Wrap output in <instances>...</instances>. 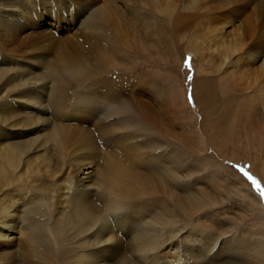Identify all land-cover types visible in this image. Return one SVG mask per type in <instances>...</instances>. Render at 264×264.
I'll return each instance as SVG.
<instances>
[{
	"label": "rangeland",
	"instance_id": "1",
	"mask_svg": "<svg viewBox=\"0 0 264 264\" xmlns=\"http://www.w3.org/2000/svg\"><path fill=\"white\" fill-rule=\"evenodd\" d=\"M246 1L0 0V264H264Z\"/></svg>",
	"mask_w": 264,
	"mask_h": 264
},
{
	"label": "bare ground",
	"instance_id": "2",
	"mask_svg": "<svg viewBox=\"0 0 264 264\" xmlns=\"http://www.w3.org/2000/svg\"><path fill=\"white\" fill-rule=\"evenodd\" d=\"M248 1H250V0H248ZM248 1H246V2H248ZM252 1V0H251ZM255 1V0H254ZM186 2V1H185ZM217 2V1H216ZM223 2V1H222ZM228 2V1H227ZM226 2V3H227ZM233 2V1H232ZM231 2V3H232ZM236 2V1H235ZM234 2V3H235ZM245 2V1H244ZM262 2H263V0H262ZM238 3V5H239V3L240 2H237ZM223 4H225V3H223ZM222 4V5H223ZM244 4V3H243ZM232 5V4H231ZM237 5V4H236ZM241 5V4H240ZM262 5H264V4H262ZM194 6H196V5H194ZM225 6H227V4L225 5ZM245 6L246 5H244V8H245ZM223 8V7H222ZM231 8V7H230ZM243 8V9H244ZM229 9V8H228ZM241 9V8H240ZM240 9H238V11L240 10ZM188 10V9H187ZM224 10V9H223ZM231 10V9H230ZM261 10V9H260ZM197 11V10H196ZM264 11V10H263ZM190 12V11H189ZM260 12V11H259ZM237 13V12H236ZM261 15H262V13H261ZM258 16V15H257ZM260 17V16H259ZM258 17V18H259ZM264 17V16H263ZM264 19V18H263ZM262 20V19H261ZM216 22V21H215ZM239 29L240 28H238V31H239ZM239 43V42H238ZM241 43V42H240ZM223 51V52H222ZM221 52H222V54H227V52H226V49L225 48H223V50H222ZM194 53V52H193ZM245 55H246V53H245ZM256 58V57H255ZM260 59V58H259ZM256 60V59H255ZM260 61V60H259ZM257 70H258V72H256V77L255 78H252L251 79V82L249 83V84H257V89H258V93H257V95H256V99H255V106H257L258 107V113H259V115H261L263 118H264V67L262 68V65L260 66V67H258L257 68ZM206 92V91H205ZM89 140V139H88ZM90 141V140H89ZM94 141V140H93ZM116 163V162H115ZM117 164V163H116ZM116 166V165H115ZM118 167V166H117ZM90 169H91V166L90 165H86L85 167L83 166V169H79V171L80 172H82L83 173V175H84V177H82L81 179H80V189H79V193L80 194H82L83 192H87V188H85V186H86V184H88L89 182H90V180H91V178H92V172H90ZM111 172V171H110ZM115 172H116V170H115ZM116 173H118V172H116ZM110 174H113V173H110ZM108 177H109V181L110 182H113V183H115V182H120L119 181V179H116V178H113V177H111V176H109L108 175ZM126 177V176H125ZM119 178V177H118ZM123 179H124V176H123ZM122 179V180H123ZM125 180V179H124ZM68 186V185H67ZM77 189V190H78ZM130 189H131V187H129V186H127V187H125V188H123L122 189V191H121V198L119 199V200H116V201H113V205H116V204H119L117 201H124V199H126L127 198V196L128 195H130V193L129 192H131L130 191ZM136 190V189H135ZM137 192V191H136ZM138 193V192H137ZM91 195V194H90ZM89 195V196H90ZM64 196H65V194H64ZM102 196H104V201L105 200H109V199H112L113 197H112V195H110V194H106V195H102ZM61 197V196H60ZM83 199V198H82ZM89 200V199H88ZM135 200V199H134ZM130 201H132V200H130ZM86 204H88V203H86ZM78 205V204H77ZM80 207V206H79ZM117 207H119V205H117ZM149 232V231H148ZM144 250H143V248H140V257L142 256L141 254H144ZM139 255V254H138ZM145 255H146V253H145ZM140 257H138V258H140ZM144 258V257H143ZM147 260V259H146ZM145 261V260H144ZM148 261V260H147ZM153 264V263H152Z\"/></svg>",
	"mask_w": 264,
	"mask_h": 264
},
{
	"label": "snow or ice",
	"instance_id": "3",
	"mask_svg": "<svg viewBox=\"0 0 264 264\" xmlns=\"http://www.w3.org/2000/svg\"><path fill=\"white\" fill-rule=\"evenodd\" d=\"M190 100H191V98H190ZM241 171H243V170L241 169ZM244 175L247 176L249 180H252V177L249 176L247 172H245ZM252 182H253L254 184H257V182H256L255 180H253ZM257 187H259L258 184H257ZM262 195H264V193H262Z\"/></svg>",
	"mask_w": 264,
	"mask_h": 264
}]
</instances>
